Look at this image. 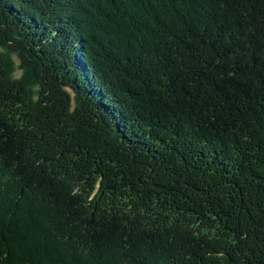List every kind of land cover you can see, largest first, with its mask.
<instances>
[{"label":"trees","instance_id":"trees-1","mask_svg":"<svg viewBox=\"0 0 264 264\" xmlns=\"http://www.w3.org/2000/svg\"><path fill=\"white\" fill-rule=\"evenodd\" d=\"M0 264H264V0H0Z\"/></svg>","mask_w":264,"mask_h":264},{"label":"rangeland","instance_id":"rangeland-1","mask_svg":"<svg viewBox=\"0 0 264 264\" xmlns=\"http://www.w3.org/2000/svg\"><path fill=\"white\" fill-rule=\"evenodd\" d=\"M15 73H16L17 76H19L21 74V71L20 70H16Z\"/></svg>","mask_w":264,"mask_h":264}]
</instances>
